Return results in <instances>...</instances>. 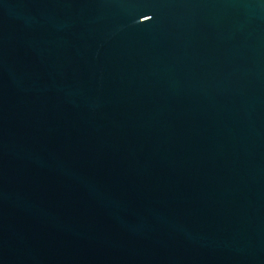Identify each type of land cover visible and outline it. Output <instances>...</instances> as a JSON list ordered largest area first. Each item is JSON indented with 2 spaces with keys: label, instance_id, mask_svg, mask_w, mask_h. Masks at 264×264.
<instances>
[{
  "label": "water",
  "instance_id": "obj_1",
  "mask_svg": "<svg viewBox=\"0 0 264 264\" xmlns=\"http://www.w3.org/2000/svg\"><path fill=\"white\" fill-rule=\"evenodd\" d=\"M0 264H264V0H0Z\"/></svg>",
  "mask_w": 264,
  "mask_h": 264
}]
</instances>
